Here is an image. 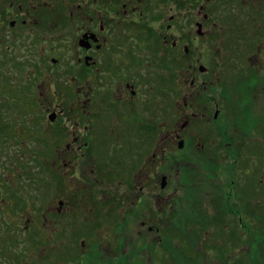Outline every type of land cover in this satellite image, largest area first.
<instances>
[{
	"label": "flooded vegetation",
	"instance_id": "obj_1",
	"mask_svg": "<svg viewBox=\"0 0 264 264\" xmlns=\"http://www.w3.org/2000/svg\"><path fill=\"white\" fill-rule=\"evenodd\" d=\"M229 3L264 41V0H0V221L33 264H264V93L212 67Z\"/></svg>",
	"mask_w": 264,
	"mask_h": 264
},
{
	"label": "rangeland",
	"instance_id": "obj_2",
	"mask_svg": "<svg viewBox=\"0 0 264 264\" xmlns=\"http://www.w3.org/2000/svg\"><path fill=\"white\" fill-rule=\"evenodd\" d=\"M242 13L243 12L241 8L239 9V6L237 4L235 5V3H229L225 6L224 10H218L217 12H214L215 22L218 23L217 26L219 27V30L216 32L215 37L213 39V42L215 44L214 50L215 51L218 50L217 46H219V47H223L224 51L229 47L231 51L228 54V58L224 60L222 66L219 67L217 66V64H213L212 67L215 70L220 71L222 79H235L236 86L241 88L243 91L245 92L249 91L255 94H262L264 93V88H262L263 85L259 86L260 87L259 89H256L255 81L257 79H261V82L264 83V61H261L262 57L264 58V52H261V50H259V54L257 55L258 59H256L253 53H255V51L257 50L255 49L253 51V47H249V43L251 46L255 45V47L258 44L260 49V44L263 45L264 41H262L259 44L260 36L256 33L253 35L252 32H250L251 31L250 28L252 27V24H254L255 22L254 21L250 22V19L244 22L242 19ZM223 24L224 27L221 28V25ZM235 48H237L238 51H233V49ZM219 54L222 55L224 54V52L223 51L222 53L219 52ZM222 89H224V87H222ZM240 100L244 103L241 105V107H238L239 123H242V119L246 118L244 114L245 111L242 109V107H244L246 102L244 101L243 97H241ZM5 101L13 102L12 100H7V98ZM261 104L263 105V103ZM261 104L259 100L255 102V106L249 104L250 105L249 107H251L249 111L251 110L252 113L251 116L252 119L249 120H250V124L252 125L256 124L261 126L264 124V115H263L264 106H262ZM175 177H176L175 174H173L172 176L173 182L176 181ZM15 213L16 215H21L22 212L15 211ZM8 214H11L15 218H17L11 211H6V215ZM169 228L171 231L177 230L176 228H173L172 225H170ZM132 229L133 231H132L131 239H133L132 237H134L135 239V237H137L136 231L140 230V228L134 227ZM167 230L169 231V229ZM4 231H5L4 227L0 221V264H25V263L33 264L34 259L32 258L33 254L31 250V245H29V238L21 237L20 240L19 237H16L15 235L14 236H11V234L3 235L2 233ZM70 236L72 238V235ZM221 242L222 241L215 242L216 247H212V248L206 244H199V243L198 245L193 244V245H197V252H199V254H196L197 259H190L187 261L183 260L182 264H224V263L231 264V262L234 261L233 258H230L228 260H221L218 258L220 248L224 244V241L222 242V244H220ZM174 243H175L174 241L172 243H165L164 246L167 248V254H165L164 252L163 256H158L159 258L163 257L162 260L160 262H154V263L156 264L171 263L169 262L171 261L169 260V258L172 256L173 253L172 249L174 248L173 247ZM203 248L206 249L207 251H205ZM245 249H247L246 251L249 252L247 256L252 255V253L255 252L252 246L247 245L245 246ZM248 249H250L251 251H249ZM255 253L257 254V252ZM151 261L152 259H149V262H147V264H153ZM257 261L250 260L249 264H257L256 263ZM262 261L263 260H261L259 264H262ZM53 264H63V261L61 259H54ZM171 264H179V260L177 262L173 261V263Z\"/></svg>",
	"mask_w": 264,
	"mask_h": 264
}]
</instances>
